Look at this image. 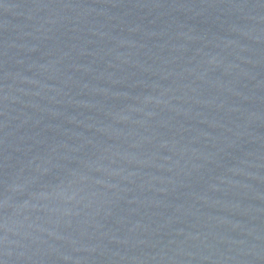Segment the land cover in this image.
Wrapping results in <instances>:
<instances>
[{"label": "water", "instance_id": "obj_1", "mask_svg": "<svg viewBox=\"0 0 264 264\" xmlns=\"http://www.w3.org/2000/svg\"><path fill=\"white\" fill-rule=\"evenodd\" d=\"M0 264H264V0H0Z\"/></svg>", "mask_w": 264, "mask_h": 264}]
</instances>
